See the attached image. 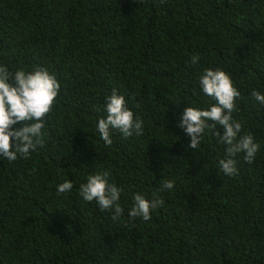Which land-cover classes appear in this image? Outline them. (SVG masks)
Wrapping results in <instances>:
<instances>
[{
  "label": "trees",
  "instance_id": "trees-1",
  "mask_svg": "<svg viewBox=\"0 0 264 264\" xmlns=\"http://www.w3.org/2000/svg\"><path fill=\"white\" fill-rule=\"evenodd\" d=\"M0 65L61 83L44 146L0 157V264H264V104L251 96L264 95V0H0ZM217 68L240 92V135L260 145L233 176L214 131L194 150L180 127L186 107L215 103L200 76ZM113 89L144 132L113 130L108 146L97 124ZM105 171L121 189L116 221L79 193ZM137 193L163 200L149 221L129 217Z\"/></svg>",
  "mask_w": 264,
  "mask_h": 264
},
{
  "label": "clouds",
  "instance_id": "clouds-1",
  "mask_svg": "<svg viewBox=\"0 0 264 264\" xmlns=\"http://www.w3.org/2000/svg\"><path fill=\"white\" fill-rule=\"evenodd\" d=\"M199 60V56H193L191 63L198 64ZM200 87L203 94L211 97L215 103L207 110L186 107L180 127L190 136L188 147L194 150L199 148L206 129L214 131L218 141L226 146L225 158L219 160V167L225 175L233 176L238 172L235 157L244 153V160L252 163L260 145L251 134L240 135L242 124L233 119L232 113L240 92L230 74L219 68L205 69L200 76ZM60 92L61 83L55 74L44 67L11 72L6 66L0 65V157L9 161H15L18 157L29 159L32 152L44 146L45 118L56 106ZM251 96L264 104V95L260 92L253 90ZM127 105L125 96L118 94L116 89L107 97L106 116L100 118L97 124L105 145L113 143V130L125 138L143 135V120L134 115ZM20 122L23 123L22 127H13ZM220 129H223V134ZM108 177L107 171L90 174L86 183L79 185V193L86 202L95 201L101 211H110L112 220L116 221L124 211L119 204L121 189L110 183ZM174 187V182L167 180L160 190H171ZM72 188V181L66 180L58 185L57 194L69 193ZM162 205V199L149 201L137 193L129 217L149 221L151 212Z\"/></svg>",
  "mask_w": 264,
  "mask_h": 264
}]
</instances>
